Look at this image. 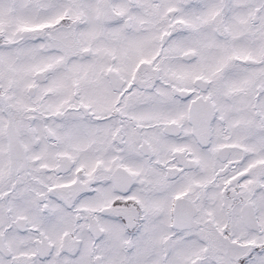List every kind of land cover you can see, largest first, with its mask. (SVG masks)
Wrapping results in <instances>:
<instances>
[{"label": "snow or ice", "instance_id": "1", "mask_svg": "<svg viewBox=\"0 0 264 264\" xmlns=\"http://www.w3.org/2000/svg\"><path fill=\"white\" fill-rule=\"evenodd\" d=\"M0 264H264V0H0Z\"/></svg>", "mask_w": 264, "mask_h": 264}]
</instances>
